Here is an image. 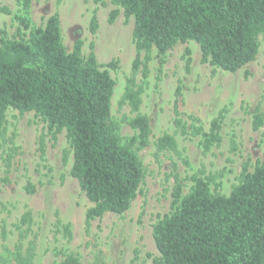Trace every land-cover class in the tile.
Instances as JSON below:
<instances>
[{"label":"trees","instance_id":"obj_1","mask_svg":"<svg viewBox=\"0 0 264 264\" xmlns=\"http://www.w3.org/2000/svg\"><path fill=\"white\" fill-rule=\"evenodd\" d=\"M96 1L104 4V0ZM110 1L121 7L126 17H133L136 56L132 69L140 70L143 78L149 71L153 47L161 66L169 49L189 40L199 45L203 62L214 69L235 72L256 58L258 38L264 32V0ZM17 2V31L12 38L2 31L0 38V138L4 136L9 108L20 113L33 111L47 123L53 139L60 131L66 132L72 151L70 174L93 203L86 210V226L105 213L125 212L144 176L142 162L131 146L135 143L138 148L145 147L151 135L149 118L140 112L141 88L134 87L132 78L127 79L123 100L134 113L128 124L135 135L131 142L122 143L111 119L114 80L107 70L116 68L117 60L98 63L93 42L85 56L80 40L67 51L57 12L35 28L30 18L32 0ZM0 10L10 13L6 6ZM118 13V8L111 9L108 22L112 23ZM97 28L93 13L90 32L94 34ZM189 62L187 57V67ZM180 100L178 85L174 125L182 133L199 136L204 152L219 144L223 111L212 117L207 127L193 114L188 115L187 123L180 116ZM262 124L263 113L257 105L252 126L257 129ZM155 146L159 151L175 150L177 143L173 134L165 132L157 137ZM172 175L171 211L152 228L158 251L156 264H264V152L252 171L243 166L240 182L228 195L213 193L208 181L198 174L189 176L192 184L184 192L179 175ZM24 189L34 193L36 185L27 182ZM30 221V212L25 211L17 225L19 242L13 254L16 264L33 261L34 240L22 248ZM55 226L71 236L69 224L57 218ZM55 252L63 256L59 264H81L74 253Z\"/></svg>","mask_w":264,"mask_h":264},{"label":"rangeland","instance_id":"obj_2","mask_svg":"<svg viewBox=\"0 0 264 264\" xmlns=\"http://www.w3.org/2000/svg\"><path fill=\"white\" fill-rule=\"evenodd\" d=\"M10 13L0 10V38L14 37L18 22L14 14L17 0H0ZM118 8L115 20L108 22L109 12ZM57 12L62 42L71 51L76 40L82 42L81 54L93 52L100 64L117 60L116 68L107 67L114 80L111 119L122 143L135 135L128 119L134 115L123 100L128 78L141 88L140 112L148 116L151 126L149 144L131 148L144 168L139 191L129 208L121 213H105L86 226V210L93 205L70 174L72 151L65 130L53 139L47 123L33 111H6L5 132L0 138V264H16L13 254L19 242V219L30 212L28 231L22 239L25 249L34 240L32 264H59L62 255L74 253L81 264H156L158 256L152 228L171 211L172 173L182 180L184 192L192 184L189 176L204 177L213 193L228 195L240 182L244 165L252 171L264 152V32L259 35L256 58L235 72L214 69L201 59L194 41L179 42L166 52L160 66L156 48L150 51L148 74L133 71L136 48L132 37L133 17H126L121 7L110 0H32V27L42 26L50 14ZM95 13L98 28L90 32L89 21ZM189 50V54L186 50ZM190 58L188 67L186 58ZM181 87L180 116L198 117L207 127L209 120L223 111L221 141L204 152L199 136L182 133L173 123L176 87ZM259 105L263 124L252 126L253 109ZM173 134L175 150L159 151L158 136ZM66 155V157H65ZM9 156V159L7 158ZM7 161L9 166H7ZM8 174V180L5 176ZM27 182L36 185L27 193ZM70 226L71 236L56 219ZM22 228V227H21Z\"/></svg>","mask_w":264,"mask_h":264}]
</instances>
